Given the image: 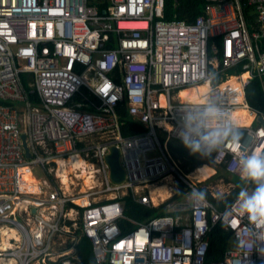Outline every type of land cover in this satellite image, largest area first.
<instances>
[{
  "label": "built area",
  "instance_id": "built-area-1",
  "mask_svg": "<svg viewBox=\"0 0 264 264\" xmlns=\"http://www.w3.org/2000/svg\"><path fill=\"white\" fill-rule=\"evenodd\" d=\"M247 5L254 25L239 0H205L191 21L166 18L165 0H0V264H81L82 237L93 264H264V242L247 256L237 246L250 227L238 209L243 181L224 209L194 204L193 189L223 197L235 185L191 179L168 149L184 107L198 103L180 92L209 88L214 69V97L241 139L206 159L240 177L239 156L264 153V0ZM254 78L260 107L246 98ZM120 106L142 132L122 134ZM113 147L119 182L107 161ZM179 183L183 195L167 202ZM162 184L164 197L152 193ZM125 196L164 212L140 221L124 212ZM216 222L229 244L209 260Z\"/></svg>",
  "mask_w": 264,
  "mask_h": 264
},
{
  "label": "clouds",
  "instance_id": "clouds-1",
  "mask_svg": "<svg viewBox=\"0 0 264 264\" xmlns=\"http://www.w3.org/2000/svg\"><path fill=\"white\" fill-rule=\"evenodd\" d=\"M208 90L198 103L184 107L179 121L177 137L190 155L209 158L225 143L237 144L241 132L228 110L214 97L212 87L219 81L216 70H207ZM239 175L243 181L238 193V209L247 216L250 227L241 233L237 246L247 256L259 242H264V153L242 154L238 162ZM249 185H253L249 190ZM205 190L193 189L189 199L194 204L207 203ZM264 254V249H260ZM171 253H169V259Z\"/></svg>",
  "mask_w": 264,
  "mask_h": 264
},
{
  "label": "trees",
  "instance_id": "trees-1",
  "mask_svg": "<svg viewBox=\"0 0 264 264\" xmlns=\"http://www.w3.org/2000/svg\"><path fill=\"white\" fill-rule=\"evenodd\" d=\"M248 0H239L243 7L247 23L249 25L255 24V15L251 13V6L247 5ZM205 0H165V17L171 18L176 16L179 19H184L187 21L193 20L196 16L203 12V5ZM262 46L264 47V41H262ZM232 73V69L229 70ZM25 84V80H23ZM195 88L184 89L181 91V95L184 97H189V100H195ZM31 100L37 99L35 94H29ZM246 98L248 103L253 107H260L262 105L261 91L259 87V82L256 78L252 79L249 85L246 87ZM121 121V131L123 135H128L131 133H139L144 130L143 126L139 123L133 121L125 112L123 106L118 108ZM168 149L174 159L179 161L182 170L188 173L191 169H195L201 174L202 181L211 175L216 177H222L225 182L233 180L235 186L234 188L225 196H213L208 194L207 199L214 205L217 209H224L234 198V196L239 191L242 180L238 176L228 177L226 172L221 167H214L211 161L206 158H201L198 155H190L188 150L183 146L181 141L170 139L168 141ZM198 181V182H199ZM179 191L175 193L168 201L174 199H179L184 192V184L179 183ZM162 206H152L147 207L142 204L133 202L129 196L124 197V212L130 216L137 218L140 221L149 219L155 216L158 212L163 213L164 209ZM208 237V250L207 259H218L223 255L224 250L229 244L230 234L226 231L220 222L211 224L209 231L207 233ZM78 256L81 260V264H93V255L91 250V244L86 237H82L77 246Z\"/></svg>",
  "mask_w": 264,
  "mask_h": 264
},
{
  "label": "water",
  "instance_id": "water-1",
  "mask_svg": "<svg viewBox=\"0 0 264 264\" xmlns=\"http://www.w3.org/2000/svg\"><path fill=\"white\" fill-rule=\"evenodd\" d=\"M259 120L263 123V120L261 118ZM21 138H22V144L25 149L26 155L29 156L28 148L25 142V134H22ZM107 161L110 165L111 178L116 182L121 181L123 179L124 173H123V169L121 168L118 162V150L115 147L111 149V153L107 156Z\"/></svg>",
  "mask_w": 264,
  "mask_h": 264
},
{
  "label": "bare ground",
  "instance_id": "bare-ground-1",
  "mask_svg": "<svg viewBox=\"0 0 264 264\" xmlns=\"http://www.w3.org/2000/svg\"><path fill=\"white\" fill-rule=\"evenodd\" d=\"M243 76L246 77V75H243ZM195 89H196V91H195V98L196 99L193 100V101L199 102L200 99L202 98V97H200V95L203 94V93H205L207 91L208 87H207V84L203 83V84H200L198 87H195ZM180 96H182L181 95V92H180ZM182 97L189 99V97H184V96H182ZM237 112L238 113H242L243 110H240L239 109ZM188 177H190L191 179H193V180H195L197 182L199 180H201V174H200V172H198L195 169H191L188 172ZM166 192H167V185H165V184L159 185V186L155 187L154 189H152V193H158L162 197H164L166 195Z\"/></svg>",
  "mask_w": 264,
  "mask_h": 264
},
{
  "label": "rangeland",
  "instance_id": "rangeland-1",
  "mask_svg": "<svg viewBox=\"0 0 264 264\" xmlns=\"http://www.w3.org/2000/svg\"><path fill=\"white\" fill-rule=\"evenodd\" d=\"M155 152H151V153H149L150 155H152V154H154ZM31 172H32V174H33V176L35 177V178H41V177H43L44 176V173H43V171H42V169H41V167L39 166V165H37V166H33V167H31ZM227 175V174H226ZM229 178L230 177H232V176H230V175H227ZM218 178L219 177H216L214 174L213 175H211L209 178H208V182H211L213 185H214V187H217V186H221L222 184H221V182H220V180H218ZM228 182H232V184H234V182H233V180H230V181H228ZM235 185V184H234ZM222 188H224V186H222Z\"/></svg>",
  "mask_w": 264,
  "mask_h": 264
}]
</instances>
